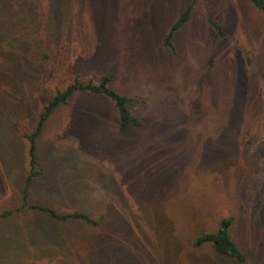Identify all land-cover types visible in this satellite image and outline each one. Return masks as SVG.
<instances>
[{
  "label": "rangeland",
  "instance_id": "1",
  "mask_svg": "<svg viewBox=\"0 0 264 264\" xmlns=\"http://www.w3.org/2000/svg\"><path fill=\"white\" fill-rule=\"evenodd\" d=\"M191 7L171 48V26ZM209 21L217 23V36ZM133 99L76 92V76ZM8 213L7 216H2ZM231 218L243 263L196 236ZM264 13L247 0H0V264H263Z\"/></svg>",
  "mask_w": 264,
  "mask_h": 264
},
{
  "label": "trees",
  "instance_id": "2",
  "mask_svg": "<svg viewBox=\"0 0 264 264\" xmlns=\"http://www.w3.org/2000/svg\"><path fill=\"white\" fill-rule=\"evenodd\" d=\"M255 8L264 13V0H247ZM191 7H189L185 12H183L176 22L171 26L167 36L164 39V45L171 48V40L174 33L181 28V26L186 23L189 19ZM209 24L215 29V34L217 36H223V32L220 26L209 21ZM111 74L102 75L97 84L88 82L84 83L80 80L79 76H76L72 83L67 85L63 89L55 91V94L43 107V110L37 117L36 125L31 134L26 135V139L29 142V173L24 181L23 195H22V205L21 208L36 209L41 212L46 213L51 219L58 222H79L90 227H96L99 223L93 220L90 216L85 213L73 212L70 214L59 215L52 209L47 207H41L36 205L28 204V187L31 184L33 178L41 174V168L39 167L35 158L36 149V139L40 135L41 129L45 120L48 118L50 113L60 105H65L74 93L76 92H86L92 95H101L109 98L117 111L118 116V128L119 130L125 131L129 127H140L141 123L134 117L129 109V105L133 102V99L122 96L108 87V83L111 80ZM8 213H4L2 216H7ZM232 225L231 218H221L218 221L217 229L213 233H203L195 237L193 241L194 247H201L203 245L209 244L217 255L234 259L238 262L243 263L245 261V255L237 247L235 242L230 237V227ZM264 264V262H263Z\"/></svg>",
  "mask_w": 264,
  "mask_h": 264
},
{
  "label": "crops",
  "instance_id": "3",
  "mask_svg": "<svg viewBox=\"0 0 264 264\" xmlns=\"http://www.w3.org/2000/svg\"><path fill=\"white\" fill-rule=\"evenodd\" d=\"M25 178H26V176L24 177V180H23L22 195H23V188H24V181H25Z\"/></svg>",
  "mask_w": 264,
  "mask_h": 264
}]
</instances>
